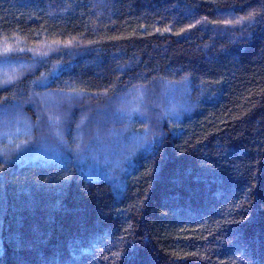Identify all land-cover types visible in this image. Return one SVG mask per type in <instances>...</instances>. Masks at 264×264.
Segmentation results:
<instances>
[{"label":"trees","instance_id":"16d2710c","mask_svg":"<svg viewBox=\"0 0 264 264\" xmlns=\"http://www.w3.org/2000/svg\"><path fill=\"white\" fill-rule=\"evenodd\" d=\"M0 58V264H264V0H0Z\"/></svg>","mask_w":264,"mask_h":264},{"label":"rangeland","instance_id":"374dc122","mask_svg":"<svg viewBox=\"0 0 264 264\" xmlns=\"http://www.w3.org/2000/svg\"><path fill=\"white\" fill-rule=\"evenodd\" d=\"M10 62L11 60L9 58H0V85H4L6 83H10V81H12L16 76V71L15 69H12V66L10 67ZM4 83V84H3ZM124 98V97H123ZM53 103L52 100H47L43 103L44 106L42 107V118L44 116V120H45V124L44 121L40 123L38 122L35 127L38 129V133L39 135H41L42 137H51L52 139L47 140L46 141V145L47 147H50V144L53 140H55L54 142L57 144H59V141L61 142V138L63 137V135H65V130L68 129V122H72L73 119H70V116H66V113H59L57 112V107H55L54 104H48V103ZM113 102V101H112ZM113 102L112 104L106 105L107 108H104L101 112L100 110L95 111V113H98L96 121L97 124L91 122L89 120V118H93L91 117V114L88 113L86 114V116H88L89 118H87L82 112V116L84 119L82 120V123H78L77 121L75 122V127H74V135L76 137H80L81 140H84L86 142H90V140H92L93 138L98 139V141L103 142L104 138H105V133H100L102 132V130L105 128L102 125H99L101 122V118H106V116L110 117L111 115H117L119 110H123L126 105L128 104V100L127 101H121L119 103ZM1 109V108H0ZM89 109L87 108L84 113L88 111ZM106 110V113L103 114L104 116H101V113H103V111ZM20 113V106L18 104H13L12 106H9V108L5 109V110H0V121L3 120H9V124H11V122L14 120L16 114ZM72 113V112H71ZM73 113H76L75 110H73ZM72 113V114H73ZM72 114H71V118H72ZM58 116H60V118H62L64 121H66V126L65 124L58 118ZM93 116V115H92ZM100 116V117H98ZM46 117V118H45ZM87 119L86 121H83ZM95 124V125H94ZM54 125V127L52 126ZM97 125V126H96ZM79 127V131L80 134H78L75 131L76 127ZM72 128V127H71ZM45 135V136H43ZM109 136V134L107 135V137Z\"/></svg>","mask_w":264,"mask_h":264},{"label":"snow or ice","instance_id":"6c2138e0","mask_svg":"<svg viewBox=\"0 0 264 264\" xmlns=\"http://www.w3.org/2000/svg\"><path fill=\"white\" fill-rule=\"evenodd\" d=\"M250 15H251V14H250ZM5 51H7V49H6Z\"/></svg>","mask_w":264,"mask_h":264},{"label":"bare ground","instance_id":"6f19581e","mask_svg":"<svg viewBox=\"0 0 264 264\" xmlns=\"http://www.w3.org/2000/svg\"><path fill=\"white\" fill-rule=\"evenodd\" d=\"M34 126H35V125H34ZM19 161H20V160H19ZM19 161H18V162H19Z\"/></svg>","mask_w":264,"mask_h":264}]
</instances>
